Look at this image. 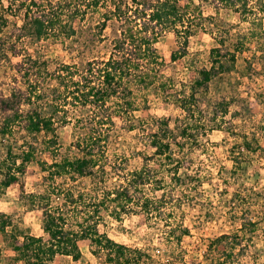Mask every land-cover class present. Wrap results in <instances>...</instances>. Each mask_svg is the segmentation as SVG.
<instances>
[{
	"label": "rangeland",
	"instance_id": "1",
	"mask_svg": "<svg viewBox=\"0 0 264 264\" xmlns=\"http://www.w3.org/2000/svg\"><path fill=\"white\" fill-rule=\"evenodd\" d=\"M57 1L0 0V48L9 38L18 45L15 56L2 55L0 60V99L30 88L26 75L16 73L14 67L24 60L25 70L36 61L35 71L39 67L45 78L40 83L42 94L49 95L48 103L59 107L53 135L28 137L17 123L4 137L0 134V161L8 146L15 158L28 150L33 152L23 173H18L24 192L0 186V217H10L12 225L6 234L0 233V264H25L12 250L11 235L21 241L24 235L42 237L44 243L49 240L43 232L48 210L59 211L66 219L64 228L70 231L96 221L99 233L143 253L138 264H264V146L254 144V153L240 148L243 137L251 139L264 120V0H238L234 8H224L217 0H178L188 18L181 35L185 29L193 34L185 56L175 62L170 56L182 41L174 31L160 33L158 52L165 63L162 74L178 91L188 93L192 73L211 66L213 48L226 55L224 71L197 95L193 115L201 126L196 124L190 130L195 140L179 135L182 127L191 125L193 117L186 119L175 103L164 99L157 86L137 89V110L132 117L122 115L114 126L106 124L105 141L92 148L97 162L95 173L50 178L55 163L87 156L94 126L88 121L90 113L80 105L55 102L52 90L59 80L48 75L62 71L59 69L63 65L81 67L92 59L107 57L115 30L109 22L101 36L109 38L100 40L98 24L102 16L88 12L71 22L67 13L61 16V25L69 21L65 25L75 29L71 37L60 32L58 26L39 41L27 30L22 31L30 23L25 16L28 8L31 14L48 12L49 4ZM100 11L104 13L105 9ZM226 104L228 111L224 114ZM27 109L21 106V110ZM63 117L67 118L60 122ZM3 119L0 109V130ZM138 121L147 123L144 131L129 130L130 123ZM162 130L171 143L177 167L152 155L149 135ZM16 161L17 167L21 158ZM137 172L145 182L135 187L131 180ZM3 178L0 170V183ZM122 187L131 201L123 197L118 207L114 198ZM67 193H83L84 203L70 202L65 198ZM145 198L151 201L147 209ZM102 200L105 206H99L100 219L91 218L95 205ZM221 235L231 238L214 245ZM77 245V262L56 255L51 264H112L107 254L89 240H78Z\"/></svg>",
	"mask_w": 264,
	"mask_h": 264
},
{
	"label": "trees",
	"instance_id": "2",
	"mask_svg": "<svg viewBox=\"0 0 264 264\" xmlns=\"http://www.w3.org/2000/svg\"><path fill=\"white\" fill-rule=\"evenodd\" d=\"M237 1L217 0L224 8H234ZM31 2L33 6H38L35 1ZM49 7V13L45 11L35 13L34 11L33 16L29 11L30 8L26 10L25 16L28 17L30 23L22 31L27 30L35 41L45 38L57 26L60 28V32L67 37L75 35V29L70 24L69 27L65 24L78 17L83 18L88 12L102 16L98 24L100 40L109 38L107 36L101 38L109 22H113V29H115L109 39L110 53L107 57L92 59L81 67L63 65L59 69L62 71L48 75L59 80V84L52 90L55 102H62L71 106L80 105L81 109L90 113L88 121L92 122L94 126L92 127L94 133L89 137L87 156L74 161L65 160L55 163L56 170L51 174L49 173L50 178L64 174L86 177L95 173L94 168H96L97 162L93 159L92 148L98 146L102 139L105 141L107 135L104 136L103 129L106 124L109 127L114 126L117 122L116 119H120L122 115L132 117V113L137 110L135 90L157 86L162 90L160 92L164 95V99L167 102L175 103L184 112L186 119L191 117L194 119L196 117L193 115V108L196 107L197 95L207 88L209 82L217 74L224 71L223 60L226 59V55L221 53L218 48H213L210 51L211 66L192 73L188 93L187 91L176 90L173 85L164 80L161 69L165 63L158 52L160 33L174 31L178 41H182L179 49L171 53V62L185 56L189 37L193 34V31L185 29L184 34L181 35L180 29L184 28L185 20L188 18L178 0H109V2L108 0H58L55 5L49 4ZM100 8L105 9V12L100 13ZM65 13H67L69 21L61 25L63 24L61 16ZM1 46L4 48H0V60L2 55L12 54L15 56L17 54L18 45L15 41L11 42L10 38ZM233 58L231 56L232 61ZM31 63L33 64L25 70L24 60L15 63L16 67H14L16 73L23 72L22 75H26L27 88H30L23 91L19 89L13 95L0 99V109L4 116L0 130L2 137L9 132L11 125L16 123L20 125L23 133L28 137L41 133L44 136L55 134V119L59 115V107L56 104L53 105L52 102L48 103L46 98L49 95L42 94L40 83L45 78L39 67H36L37 71H35L33 66H36V61H31ZM39 80L41 81L39 82ZM41 101L43 102L40 104ZM23 105L28 107L26 111L21 110ZM228 105L226 104L224 107V114L228 111ZM66 118L63 117L60 122H64ZM138 122L137 124L130 123L129 130L140 128L144 131V126H147V123ZM196 124L200 127V120L194 119L191 125L187 123L185 127H182L179 135L183 138H189V140H195L196 136L190 130ZM164 125L168 127V122L165 121ZM99 130H102V133ZM150 134L149 146L152 155L166 159V162L171 165L174 164L171 154L173 149L170 141L167 140L165 131H154ZM253 134L251 139L246 135L243 137V145L240 148L254 153L257 150L253 147L254 144L259 148L264 146L261 144L264 143V120H262V124L256 127ZM32 154L33 152L28 150L22 157L17 155L16 158H21V162L16 167L17 161L13 157V149L10 146L6 148L5 156L0 161V170L3 171L4 175L0 183L1 187H16L24 192V185L20 181L18 173H23L25 164L31 160ZM174 165L177 167L176 162ZM134 174L135 177L131 181L135 187L140 182H145L141 173ZM122 188L121 191H116V198H114L118 207L121 206L118 201L123 197L126 198L127 202L131 201L125 192L126 188ZM83 197V193L78 195L67 193L65 195V198L70 199V202L79 205L84 203ZM149 202H151L150 199L145 198L144 207L146 209ZM99 206H105L103 200L95 205L91 218L100 219ZM65 220L59 211H45L43 232L49 237L46 243L43 242L42 237L24 235L21 241L15 235H11L12 250L17 254L18 260L24 261L25 264H51L56 255H64L72 257V260L77 262L80 258L78 240H89L98 250L107 254V260L112 264H138L143 257L141 251L130 249L99 233L96 221L86 226L81 224L79 231H70L64 228ZM9 226H12L10 217L1 215L0 233L6 234V229ZM229 238H231L230 235H221L213 243L214 245L220 244ZM188 264H195V262L190 261Z\"/></svg>",
	"mask_w": 264,
	"mask_h": 264
}]
</instances>
